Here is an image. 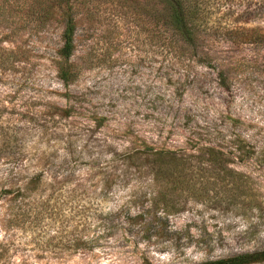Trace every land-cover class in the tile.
<instances>
[{"label": "rangeland", "instance_id": "374dc122", "mask_svg": "<svg viewBox=\"0 0 264 264\" xmlns=\"http://www.w3.org/2000/svg\"><path fill=\"white\" fill-rule=\"evenodd\" d=\"M203 1L205 32L185 45L134 14L138 1L93 0L70 83L56 65L63 23L0 9V264H196L264 249V45L210 35L264 28V0ZM142 143L213 145L247 193L184 195L168 214L151 173L124 156Z\"/></svg>", "mask_w": 264, "mask_h": 264}, {"label": "trees", "instance_id": "16d2710c", "mask_svg": "<svg viewBox=\"0 0 264 264\" xmlns=\"http://www.w3.org/2000/svg\"><path fill=\"white\" fill-rule=\"evenodd\" d=\"M111 1V0H108ZM117 5L131 6L138 1L133 13L151 24H155L163 39L170 44H196L207 26L206 7L203 0H112ZM2 15L11 13L23 16L27 21L46 24L51 20L63 23L62 45L58 50L56 65L58 76L65 83L73 82L79 70L72 62L76 48L77 17L84 10H90L93 0H3ZM96 4H93V7ZM10 6V7H8ZM126 9V8H125ZM9 12V13H8ZM124 13H128L127 10ZM216 41L264 45V28L233 26L210 32ZM196 56V54H193ZM224 72L221 71V76ZM240 147V146H239ZM225 151L203 145L196 152L183 149L157 148L142 143L124 153L136 167L147 169L158 185L153 203L168 214L178 211V201L184 195L200 201L212 200L225 192L231 203L247 193L240 181L241 174L231 167L233 159ZM250 189V188H249ZM213 195V196H212ZM84 241L83 243H86ZM264 262V249L236 254L229 257L202 261L196 264H254Z\"/></svg>", "mask_w": 264, "mask_h": 264}]
</instances>
